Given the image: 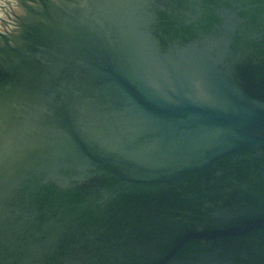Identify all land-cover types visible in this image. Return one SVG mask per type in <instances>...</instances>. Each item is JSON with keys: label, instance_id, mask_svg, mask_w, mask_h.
I'll list each match as a JSON object with an SVG mask.
<instances>
[{"label": "water", "instance_id": "95a60500", "mask_svg": "<svg viewBox=\"0 0 264 264\" xmlns=\"http://www.w3.org/2000/svg\"><path fill=\"white\" fill-rule=\"evenodd\" d=\"M0 264H264V0H0Z\"/></svg>", "mask_w": 264, "mask_h": 264}]
</instances>
